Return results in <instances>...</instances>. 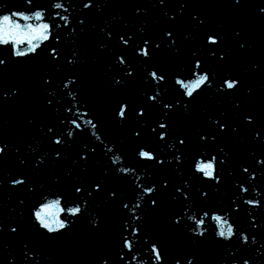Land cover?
<instances>
[{"label": "snow or ice", "instance_id": "obj_1", "mask_svg": "<svg viewBox=\"0 0 264 264\" xmlns=\"http://www.w3.org/2000/svg\"><path fill=\"white\" fill-rule=\"evenodd\" d=\"M25 2L31 6L27 11L0 14V45L8 49L6 57L0 49V71H6L10 64L23 63L45 52L52 67L43 69L40 77L41 87L47 93L43 109L54 111L55 120L37 124L35 116L26 117V127L35 125L39 132V139L31 136L32 143L42 145L47 142V151L32 147V143L25 145L24 140L13 143L0 134V162L12 156L18 161L15 170L0 172V189L8 186L15 193L38 194L29 208L31 228L36 236L44 241L56 240L81 219L87 220L91 233H100L106 224L102 206L114 205L122 213L118 243L111 249L100 250L94 264H132L133 261L136 264H208L203 255L206 246H215L218 250L211 264H259V261H264L257 258L264 256L259 248L255 249L257 256L247 254L258 243L256 233L264 229V224L251 215L248 227H243L236 221L230 222L231 215L235 213L230 214L225 209L205 210L199 204L196 205L197 214L188 215L185 201L203 203L211 198L212 193L205 191L204 185L194 192L189 180L180 173L184 155L195 141L200 148L208 149L203 154L197 150L199 159H193L195 171L203 174L205 184L214 186L219 192L233 175L229 170L232 151L226 142L228 138L236 139L242 130H247L252 143L264 146V121L258 118L254 109L245 106L247 101L241 97L242 91L248 100L255 95L254 85L248 82V76L264 73V61L252 62L250 69L242 71L226 68L236 53L242 54L253 47L243 24L238 23L232 28L229 42L222 26L206 25V13L196 7L198 4L193 0H177L174 7L168 0H158L159 5L166 6L157 21L160 25L158 30L149 29L147 21H142L138 31L128 24L124 25V30H117L114 23L109 25L107 22L99 28L101 38L96 41V46L99 53L106 55L103 76L112 90L128 89L137 80V64L144 68L140 74L143 87L135 94L120 95L111 107L113 122L117 126L134 125L129 131L136 145L133 151L136 163L129 167L125 165L132 162L120 143L101 132L99 115L80 98L84 86L81 72V66L86 63L84 53L78 46L65 54L61 47L63 32L69 28L77 40L86 36L88 16L102 12L109 6V0H47L40 6L34 0ZM77 5L80 6L79 15H74ZM252 5L254 16L264 21V4L256 0H227V6L236 11ZM133 7L135 13L148 14V9L143 6ZM187 9L195 10L187 12ZM185 19L192 31L181 33L179 27ZM57 20L62 23H57ZM115 20L113 16L112 21ZM96 27L91 25L92 29ZM194 33L200 34L199 46L188 49L189 54L185 55L184 42L195 39ZM53 40L55 44L46 43ZM164 56L181 58L182 64H177L172 70L162 62ZM56 65H61V68L57 70ZM65 67L71 70L64 71ZM57 71H64L59 87L68 90L67 94L72 97V100L60 103L59 107L57 96L63 97L65 92L59 91L56 85ZM169 81L177 93L170 100L167 99ZM208 93L231 101V109L210 111L205 108L194 116L196 102ZM23 94L21 83L8 87L0 84V104L13 102ZM73 100L78 105L75 113L71 107L64 109V104H71ZM67 113H73L75 118H70ZM85 116L90 118L85 119ZM182 118H195L198 123L182 128L178 126ZM146 133L152 137L151 140H144ZM25 147L27 153L24 152ZM98 149L102 157H107L108 163L100 172L92 173L91 163ZM69 158L72 167L67 169L63 178L54 172L51 174L55 186L66 187L59 192L51 191V186L39 179L41 172L50 164H63ZM250 159L247 167L244 166L246 160L240 164V174H247V182L256 181L262 185V189L256 190L260 199H232L229 207L234 205L237 211L244 204L253 206V209H264V195H261L264 190V148L253 150ZM22 169L30 170L32 175ZM167 169L179 174V182L175 175L163 174ZM139 172L144 173L142 182H139ZM244 183H238L236 192H249ZM122 184L131 186V198L123 192ZM46 191L55 198L47 199ZM24 205L25 200L17 196V206ZM175 205H179L178 210H173ZM12 211L16 213V208ZM150 214L158 217L159 229L149 230ZM22 217L23 212L18 216H0V233L23 237L19 258L12 255L9 264H41L37 259L42 255L41 248L37 241L25 234ZM260 220H264V216ZM212 221L215 223L211 224ZM169 233L180 236L187 244L172 247L166 239ZM4 248L8 245L5 244ZM142 254L147 255L146 261Z\"/></svg>", "mask_w": 264, "mask_h": 264}, {"label": "water", "instance_id": "obj_2", "mask_svg": "<svg viewBox=\"0 0 264 264\" xmlns=\"http://www.w3.org/2000/svg\"><path fill=\"white\" fill-rule=\"evenodd\" d=\"M123 1L127 0H109V6L106 7L102 12L88 16L86 23L89 24V29L86 36L81 37L80 40H77L75 35L70 34V28L67 31H64L63 43L61 45L65 54H68L73 48H76L78 46L80 47L81 52L84 53V59L86 60V63L81 66V72L84 77V86L80 98L85 103L89 104L92 110L97 115L99 114V117H107L108 122L112 124H114V122L112 117L110 116L111 107L104 108V105L110 103L114 106L116 98L120 95L135 94L138 89L142 88L144 82L140 79V74L143 73L144 68L142 65L137 64V80L128 89L119 91L112 90L105 83L103 76V68L107 59L106 55L103 53H99L96 46V41L101 38L99 35V28L105 26V22H107L109 25L114 23L117 27V30H124V25L128 24L129 26L133 27L135 31H138L142 24V21H147V27L149 29L158 30V27L160 25L157 24V21L162 16V10L166 7L165 5H159L158 0H128L127 6L129 7V10L127 11V14L130 15V17L126 22H124V19L121 20V17H123V12H126V7L122 6ZM168 2L169 4H173L172 6L174 7V4L177 3V0H168ZM193 2L198 4L196 5V7H199L206 13V25L209 27L222 26L223 30L227 33L229 42H231V30L235 25H237L238 23H242L245 27L246 36L252 42L253 47L242 54L236 53L234 55L232 63L227 65L226 68L242 71L244 68L250 69L252 62L264 61V21H261L254 16V5L236 11L227 6V0H193ZM256 2L264 4V0H256ZM0 3L1 5H3L2 7H4V9L0 11V14H6L8 12L18 10L27 11L29 10V8H31V6L26 4L25 0H0ZM34 3L37 6H40L41 4L47 3V0H34ZM138 3L148 9L147 15H143L142 13L139 16H136L133 5L137 6ZM119 4L121 5V8L119 10L115 9ZM153 4H156L157 7H152ZM101 7H103V5ZM172 10L175 11V8H173ZM192 10L195 9H187L186 11L190 12ZM79 11L80 6L77 5V11L76 13H74V15H79ZM113 16L116 17V20L114 22L112 21ZM80 18L83 19L84 17ZM188 19H191L190 15L188 16ZM57 23L62 22L57 20ZM92 24H95L97 26L96 29L91 28ZM74 26L75 25H72V27ZM54 31L57 30L54 29ZM179 31L181 33L192 31L191 25L187 22V19H185V22L180 25ZM194 35L196 36L195 39L186 40L184 42L185 55L189 54L188 49H194L195 47L199 46L200 34L194 33ZM46 43L55 44L56 42L53 40ZM41 47L43 48L44 45H42ZM0 49L3 50V55L6 57L8 51L7 47L0 45ZM161 59L162 62L168 64L172 68V70H175L177 64H182V60H180L181 58L164 56ZM13 60H15V57H13ZM5 63L8 62L5 61ZM48 65L49 68L52 67L47 61L45 52H41L39 57L29 59L23 63L10 64L9 68L6 71H0V84H4V87L15 85L17 83H21L24 87V94L18 97L15 101L0 104V134L5 135L13 143H18V141L24 140V143L26 145L27 143H32L31 136L35 135L37 139L40 138L38 129L35 125L26 127L27 116H35L37 124L55 120L54 111H46L43 109V104L45 103L44 97L47 95V93H45L43 88L41 87L43 82L40 77L42 75L43 69H47ZM55 68L58 70L61 68V65H56ZM69 70L71 69L68 67L64 68V71ZM53 71H55V69H53ZM64 71H57L56 85L58 87L60 85V77L63 76ZM248 82L253 83L255 95L250 100H248L246 93L242 91L241 97H243L244 100L247 101L245 106L254 109L257 113L258 118L261 121H264V73L249 74ZM49 91H53V89H49ZM59 91L65 92V95L63 97L57 96V101L59 102L57 105L58 107L60 103L72 100V97L67 94L68 90L59 87ZM167 91V99L169 100L177 95L175 90L172 88V81H169ZM181 91H183V89H181ZM77 106V102L73 100L71 104H64V109L71 107L73 109V113H75ZM231 107V101L227 99L221 100L220 98L214 96L212 97V94L208 93L199 98V100L196 102L194 108V116L205 108L210 111H223L225 109L230 110ZM64 109H62V112L64 111ZM83 111L84 109L81 108L80 112L83 113ZM73 113H67V115L70 118H75ZM85 119H89L88 116H85ZM101 123L104 124L103 122ZM197 123L198 121L195 118H182L178 121V126L183 128L195 126V124ZM114 129L118 133L121 129V126H117L116 124H114L112 128L106 130V132H104L103 128H101V132L104 135H107L109 139L118 141L119 136H117L116 139L112 137ZM250 135L251 134L247 130H242L240 135L236 139L228 138V141H226L228 142L229 147L232 151V164L229 170L232 171L233 175L226 180L225 184L220 188L219 192L216 191V188L214 186L209 184H202L198 181L200 176H203L202 173H196L195 171L196 174H194L191 172L195 170V168L193 170V159L194 157H196L197 150H199L202 154L208 151V149L200 148L199 145L195 141H193V144L184 155L183 165L180 168V173H182L183 178L188 179L189 183L195 188L193 190L194 192L197 188H200L202 185H204V190L211 191L212 196L208 201H204L203 203L198 200L192 201L191 206L186 209L188 215L197 214V204H199V206L203 207L205 210H207L208 208L225 209L230 214L235 213L234 215H231L230 222L236 221L239 225L248 227L247 223L245 225L241 224L237 219V212L242 210V206L240 210L237 211L234 205L232 207H229V203L232 199L238 201L240 197H243L240 192H236V188L238 187V183L240 181H245L244 186L249 187L248 193L252 194V196H257L256 190L262 189V185L259 182H247V174H244L243 176H241L240 174V164L246 160L247 163H245L244 166L247 167L248 164L251 163L250 153L253 150L259 151L261 148H264V146L262 145L252 143ZM169 143H171V141H169ZM32 147L39 148L41 151L49 150L47 142H44L42 145H37L33 142ZM98 150L95 160L91 163L90 171H92V173L100 172L99 169L105 167L108 163L107 157H102L101 150H99V152ZM123 150L128 155L129 160L134 163L133 151H128L124 148ZM27 151L28 149L25 147L24 152L27 153ZM165 151H171V149H165ZM196 158L199 159V157ZM257 159H260V157H257ZM57 160H59V158H57ZM17 164L18 161L14 156H12L6 161L0 162V172L13 171L15 170ZM132 165L133 164L131 163L125 166L131 167ZM71 167V158L64 161L63 164H50L48 169L41 172L39 179L42 182L46 181L47 184L51 186V191L59 192L60 190L65 188L66 185H61L59 187L55 186L51 174L54 172L56 175H59L63 178L67 169ZM22 170L27 174L32 175L30 170ZM251 170L252 169L250 168L249 171ZM163 174L175 175L177 182H179V174H174L172 169L164 170ZM139 175L140 177L144 178L143 172H139ZM257 175L259 176V173H257ZM250 184L252 185L251 187ZM121 187L125 195L131 198V186L122 184ZM234 192H236L235 197L233 196ZM37 195L29 194L26 192L15 193L14 191H10L8 186H5V188L0 189V216H11L12 214L10 211V206L16 208V210H19V207L17 206V196H19L21 199H24L25 204H27V202L33 203L36 200ZM261 195H264V190L261 191ZM9 197H11V199H9ZM45 197L47 199L55 198L54 196H49L47 191L45 192ZM132 203H135V201L133 200ZM103 207V211L105 212L106 216V224L102 232L91 233L89 231L87 220L81 219L71 229H69V231L64 236L53 241L40 240L36 236L35 232L31 228L32 221L29 218V210H27L23 214L22 223L25 225V228L28 230V232L32 231V238L34 239V241L38 242V246L41 248L42 255L37 256V259L41 262V264H94V259L96 258V255L100 250L111 249L115 247L119 239V228L122 213L119 212V208L114 205ZM250 209L252 210L251 212L258 211L264 213V209H253V207H249V210ZM173 210H178V208L173 206ZM89 211L92 212V209H89ZM95 214L96 213L93 212V215ZM148 219L149 221L158 222L157 226L158 228L160 227L158 217L150 214ZM210 223L214 224L215 222L212 221ZM257 233L258 234H256V237L258 241L261 233L260 231ZM0 235H2V237L0 238V264H9L10 257L12 255L15 254L16 257L19 258L21 246L20 243L17 244L15 242L16 234H12L11 236H9L5 233H1ZM175 237H179V239H176ZM70 239H73L74 242L68 243ZM166 239L172 247H182L187 244V241L182 239L180 236L172 233L167 234ZM18 240L20 242V239ZM259 243L260 242L253 245L252 247L258 245ZM5 244L8 245V248H4ZM98 246L101 247L100 250H98ZM143 259L146 261L147 255H143ZM262 260H264V258ZM132 264H136V262L133 261Z\"/></svg>", "mask_w": 264, "mask_h": 264}]
</instances>
